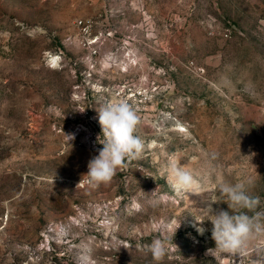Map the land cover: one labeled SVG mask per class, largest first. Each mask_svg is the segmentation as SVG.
<instances>
[{
  "label": "rangeland",
  "instance_id": "rangeland-1",
  "mask_svg": "<svg viewBox=\"0 0 264 264\" xmlns=\"http://www.w3.org/2000/svg\"><path fill=\"white\" fill-rule=\"evenodd\" d=\"M120 100L144 148L93 188L96 110ZM263 103L264 0H0V264H264V231L207 254L202 210L251 180L245 211L264 212ZM172 159L193 190L173 191ZM156 238L176 245L159 262Z\"/></svg>",
  "mask_w": 264,
  "mask_h": 264
},
{
  "label": "clouds",
  "instance_id": "clouds-1",
  "mask_svg": "<svg viewBox=\"0 0 264 264\" xmlns=\"http://www.w3.org/2000/svg\"><path fill=\"white\" fill-rule=\"evenodd\" d=\"M96 111L103 136V140L99 142L102 148L98 150V155L89 160L88 171L82 175L93 188L110 183L117 170L125 166V161L138 159L144 148L143 140L136 134L140 117L126 100L105 102ZM66 137L69 140L74 139L71 134H67ZM165 171L176 193L193 190L194 185L198 184L194 173L175 159L169 162ZM246 183L251 185L253 182L248 180ZM246 183L218 185L220 194L227 198L223 202L228 205L229 210L214 212L212 204L218 202L215 199L208 200L210 203L202 208L210 217L208 220L212 224L211 238L215 241V248L208 249L207 254L219 251L230 255H243L253 234L264 231V224L261 223L264 212H254L253 216L247 214V211H254L259 205L260 198L249 194ZM150 195L155 197L152 201L154 205L167 204L173 199L168 193H160L157 187ZM193 226L200 235L206 231L203 227ZM169 245L176 247L173 241L154 239L149 247L153 259L161 261L167 254Z\"/></svg>",
  "mask_w": 264,
  "mask_h": 264
},
{
  "label": "built area",
  "instance_id": "built-area-1",
  "mask_svg": "<svg viewBox=\"0 0 264 264\" xmlns=\"http://www.w3.org/2000/svg\"><path fill=\"white\" fill-rule=\"evenodd\" d=\"M224 37H225V38H228V37H229V34H228V33H225V34H224ZM262 116H263V119H264V103H263V105H262Z\"/></svg>",
  "mask_w": 264,
  "mask_h": 264
}]
</instances>
